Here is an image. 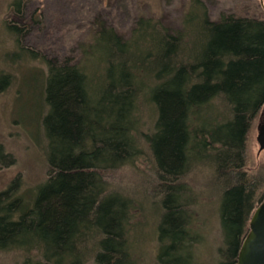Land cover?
Segmentation results:
<instances>
[{
	"label": "trees",
	"instance_id": "1",
	"mask_svg": "<svg viewBox=\"0 0 264 264\" xmlns=\"http://www.w3.org/2000/svg\"><path fill=\"white\" fill-rule=\"evenodd\" d=\"M43 62L48 175L27 200L12 197L14 183L0 192V250L35 249L44 264H137L130 222L142 208L108 192L103 176L135 163L144 146L159 196L155 264H198L193 194L182 179L203 167L219 191L215 264H236L264 197L245 171L247 135L264 107V18L210 19L191 0L177 29L140 16L125 39L97 22L77 62Z\"/></svg>",
	"mask_w": 264,
	"mask_h": 264
},
{
	"label": "rangeland",
	"instance_id": "2",
	"mask_svg": "<svg viewBox=\"0 0 264 264\" xmlns=\"http://www.w3.org/2000/svg\"><path fill=\"white\" fill-rule=\"evenodd\" d=\"M14 1L0 0V86L4 87L0 90V192L14 183L12 197L24 194L27 200L48 175L42 124L43 61L77 62L97 22L113 27L125 39L140 16L153 17L170 30L177 29L191 0H21L19 13L12 6ZM198 1L210 19L225 13L264 18V0ZM8 25L18 32H10ZM31 52L37 54L36 58L30 57ZM261 111L247 135L245 164V171L260 182L259 193L264 192V150L259 151L256 141ZM143 112L142 128L149 132L151 106L144 105ZM138 137L143 141L142 135ZM141 147L143 156L135 163L103 177L108 192L132 198L142 208L134 212L130 222L133 259L137 264H155L159 196L153 193L157 180L149 152ZM182 180L193 194V227L200 240L194 247L197 263L215 264L222 245L219 191L206 167L192 169ZM91 258L85 264H94ZM40 259L35 249L0 250V264H44Z\"/></svg>",
	"mask_w": 264,
	"mask_h": 264
},
{
	"label": "water",
	"instance_id": "3",
	"mask_svg": "<svg viewBox=\"0 0 264 264\" xmlns=\"http://www.w3.org/2000/svg\"><path fill=\"white\" fill-rule=\"evenodd\" d=\"M256 141L259 151L264 150V109L257 124ZM236 264H264V197L250 216Z\"/></svg>",
	"mask_w": 264,
	"mask_h": 264
}]
</instances>
